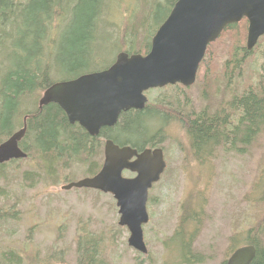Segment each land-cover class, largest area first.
<instances>
[{"label":"trees","instance_id":"obj_1","mask_svg":"<svg viewBox=\"0 0 264 264\" xmlns=\"http://www.w3.org/2000/svg\"><path fill=\"white\" fill-rule=\"evenodd\" d=\"M176 1L152 0L144 4L148 9L141 21H134L132 13V21L128 18L126 22L128 30L124 29L122 34L121 28L117 29L122 39L118 37L111 46L114 51L111 62L99 66L98 55L91 52V43L98 39L94 31L106 15L103 13L104 0H0V144L22 129L24 119L26 126L18 144L26 158L1 164L0 180L7 179L12 165L25 160L33 164V169L24 171L21 177L22 184L28 188L41 181L43 175L56 178L59 170L72 164L84 166L86 176L92 177L101 167V148L105 140L137 150L158 148L159 139L164 136L163 127L171 118L181 125L189 138L190 154L201 165L211 161L218 149L242 155L264 133V49L260 51L264 48V36L259 38L252 51L247 50L248 22L245 19L226 26L218 39L207 46L194 85L206 99L210 91L204 83L212 81V91L220 88L222 80L231 87L232 71L238 70V78L241 77L248 58L262 53L263 62L259 69L251 72L242 92L231 93L229 99L211 114L207 109L193 114L184 88L166 86L155 90L165 91L161 100L148 99L144 109L122 113L114 126L103 128L98 136L91 137L77 124H70L56 104L38 107L42 93L54 83L105 70L121 52L147 54L151 38ZM68 13L72 15V22L56 43L58 23ZM107 23L114 24L113 21ZM135 26L144 27L140 42H137L139 35ZM114 36L115 33L109 34L107 38ZM157 120L163 124L156 127ZM253 191L257 192V200L264 212V166ZM7 197V191L0 188V198L5 200ZM192 211L188 213L187 207H182L180 228L175 236L176 241H180L184 263L200 264L204 258L193 253L191 233L187 234L183 229L185 224L197 221L201 208ZM10 219H14L12 213H0V223ZM256 222L244 237L234 236L229 254L239 247L253 246L256 253L251 264H264V213ZM99 245L96 238L81 233L76 242V264H105L100 259ZM4 258L15 263L19 259L12 252Z\"/></svg>","mask_w":264,"mask_h":264},{"label":"rangeland","instance_id":"obj_2","mask_svg":"<svg viewBox=\"0 0 264 264\" xmlns=\"http://www.w3.org/2000/svg\"><path fill=\"white\" fill-rule=\"evenodd\" d=\"M151 1L104 0L103 13L106 15L94 31L98 39L91 43V52L98 55L99 66L111 62L114 55L111 46L118 37L122 39L124 29L128 30L126 22L128 18L132 21V13L134 21H141L148 9L144 4ZM112 21L114 24L107 23ZM71 22L70 13L59 21L56 43ZM135 28L139 35L137 42H140L144 27ZM114 33V37L107 38ZM262 62V53L252 55L241 77L238 78V70L232 71L231 87L222 80L220 88H216L220 93L212 91V81L204 83L210 91L206 99L194 84L184 88L192 113L207 109L211 114L231 93H241L251 72L259 69ZM164 92L154 90L146 96L161 100ZM171 119L163 127L164 136L159 139L158 146L163 151L166 168L148 195L149 220L143 226L145 255L127 245L128 232L118 225V209L111 195L89 189H61L68 183L87 178L84 166L72 164L59 170L56 178L43 175L41 181L28 188L22 184L21 177L24 171L33 169V164L25 160L12 165L7 179L0 180V188L8 194L7 199L0 198V213L8 211L14 215V219L0 223V264H76V242L81 233L100 242V259L105 264H185L180 241H176L175 236L184 205L188 213L201 208L197 221L183 226L187 234L191 233V250L204 258L200 264L226 261L234 236L244 237L264 213L257 192L253 191L264 166V133L242 155L218 149L211 161L201 165L190 154L189 138L181 125ZM162 122L157 120L155 126ZM147 125L149 129L153 123ZM101 151L102 164L103 147ZM8 252L19 258L17 263L4 258Z\"/></svg>","mask_w":264,"mask_h":264},{"label":"water","instance_id":"obj_3","mask_svg":"<svg viewBox=\"0 0 264 264\" xmlns=\"http://www.w3.org/2000/svg\"><path fill=\"white\" fill-rule=\"evenodd\" d=\"M242 19L248 22L246 49L251 51L264 36V0H177L151 38L147 54L121 52L105 70L54 83L42 93L38 107L56 104L70 124H77L91 137L98 136L101 129L114 126L122 113L144 109L147 91L192 86L207 46L226 26ZM25 130L24 119L22 129L0 144V165L26 158L18 146ZM165 167L161 148L138 152L105 140L100 170L61 189L111 195L118 209V225L128 232L127 245L145 255L142 227L148 222V192ZM123 172L133 176L124 177ZM255 253L253 246L239 247L225 264H251Z\"/></svg>","mask_w":264,"mask_h":264},{"label":"flooded vegetation","instance_id":"obj_4","mask_svg":"<svg viewBox=\"0 0 264 264\" xmlns=\"http://www.w3.org/2000/svg\"><path fill=\"white\" fill-rule=\"evenodd\" d=\"M137 150V149H136ZM138 152H140L141 150H137ZM129 173L128 172H124V176L128 177ZM132 176V175H131ZM149 198V197H148ZM148 202V200H147ZM147 213H148V218H149V212H148V208H147Z\"/></svg>","mask_w":264,"mask_h":264}]
</instances>
